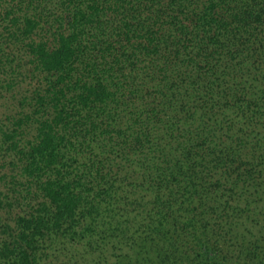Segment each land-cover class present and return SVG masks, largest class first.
<instances>
[{
    "label": "trees",
    "instance_id": "trees-1",
    "mask_svg": "<svg viewBox=\"0 0 264 264\" xmlns=\"http://www.w3.org/2000/svg\"><path fill=\"white\" fill-rule=\"evenodd\" d=\"M0 264H264V0H0Z\"/></svg>",
    "mask_w": 264,
    "mask_h": 264
}]
</instances>
